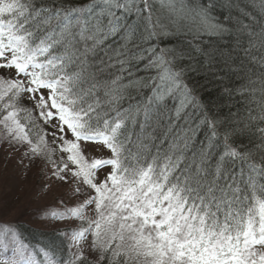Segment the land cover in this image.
I'll list each match as a JSON object with an SVG mask.
<instances>
[{
  "label": "snow or ice",
  "instance_id": "1",
  "mask_svg": "<svg viewBox=\"0 0 264 264\" xmlns=\"http://www.w3.org/2000/svg\"><path fill=\"white\" fill-rule=\"evenodd\" d=\"M0 139L85 197L0 264H264V0H0Z\"/></svg>",
  "mask_w": 264,
  "mask_h": 264
},
{
  "label": "rangeland",
  "instance_id": "2",
  "mask_svg": "<svg viewBox=\"0 0 264 264\" xmlns=\"http://www.w3.org/2000/svg\"><path fill=\"white\" fill-rule=\"evenodd\" d=\"M33 114L37 115V112ZM37 121L49 134L56 130L55 121L48 126H44L39 118ZM55 143L59 144V141ZM82 147L88 157L100 158L108 154L98 143L86 142ZM50 167L41 160H30L24 156L23 148L17 149L0 139V223L8 222L15 227L25 223L54 233L78 223L71 217L59 220L48 215L53 210L64 212L66 207H74L85 198L72 195L75 183L71 178L68 184L47 179ZM87 211L90 214V209Z\"/></svg>",
  "mask_w": 264,
  "mask_h": 264
},
{
  "label": "trees",
  "instance_id": "3",
  "mask_svg": "<svg viewBox=\"0 0 264 264\" xmlns=\"http://www.w3.org/2000/svg\"><path fill=\"white\" fill-rule=\"evenodd\" d=\"M33 116L37 117V115H35V114H33ZM37 119H36V123L40 126V123L37 121ZM40 121H41V123L44 124V122L41 119H40ZM44 126H48V124L47 125L44 124ZM41 128H43V127H41ZM47 129H49V128H47ZM46 132H48V131H46ZM46 139H50L49 136H46ZM53 146H55V145H53ZM56 155H59V153H57ZM53 159H56L55 155L53 156ZM16 228H18V230L29 241H33V242L43 241L44 243H50V244L54 245L57 249H60L63 247L64 241H63L60 233H54V232H50V231H44L41 229H36V228L32 227L31 225H28L25 223H21L20 225H18V227L16 226Z\"/></svg>",
  "mask_w": 264,
  "mask_h": 264
}]
</instances>
